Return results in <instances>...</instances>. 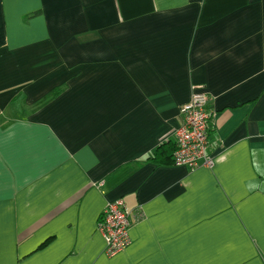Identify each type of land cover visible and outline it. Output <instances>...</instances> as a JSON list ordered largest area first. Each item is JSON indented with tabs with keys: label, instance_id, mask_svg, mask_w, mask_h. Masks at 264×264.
<instances>
[{
	"label": "crops",
	"instance_id": "crops-1",
	"mask_svg": "<svg viewBox=\"0 0 264 264\" xmlns=\"http://www.w3.org/2000/svg\"><path fill=\"white\" fill-rule=\"evenodd\" d=\"M198 87L214 166L153 160ZM0 264H264V0H0Z\"/></svg>",
	"mask_w": 264,
	"mask_h": 264
},
{
	"label": "built area",
	"instance_id": "built-area-1",
	"mask_svg": "<svg viewBox=\"0 0 264 264\" xmlns=\"http://www.w3.org/2000/svg\"><path fill=\"white\" fill-rule=\"evenodd\" d=\"M209 102V94L198 87L190 100L180 106L183 122L176 130L175 166L191 170L214 166L215 160L208 151L209 122L213 116ZM130 215L122 198L109 201L104 208L97 227L104 237V253L108 257L118 255L131 245Z\"/></svg>",
	"mask_w": 264,
	"mask_h": 264
},
{
	"label": "trees",
	"instance_id": "trees-1",
	"mask_svg": "<svg viewBox=\"0 0 264 264\" xmlns=\"http://www.w3.org/2000/svg\"><path fill=\"white\" fill-rule=\"evenodd\" d=\"M62 91V88H56L54 89L50 94L43 97L41 100H39L36 104L33 105L34 109H38L46 105L48 102L53 100L57 95L60 94ZM177 145L176 143H164L163 145L159 146L155 154L152 156V159L161 163H174V154L176 151ZM48 240L45 242L47 243ZM44 243V244H45Z\"/></svg>",
	"mask_w": 264,
	"mask_h": 264
}]
</instances>
